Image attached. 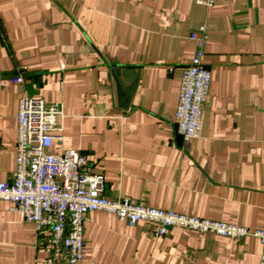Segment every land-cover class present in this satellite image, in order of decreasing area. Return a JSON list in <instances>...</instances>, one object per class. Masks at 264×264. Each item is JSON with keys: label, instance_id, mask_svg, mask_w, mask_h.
Here are the masks:
<instances>
[{"label": "crops", "instance_id": "1", "mask_svg": "<svg viewBox=\"0 0 264 264\" xmlns=\"http://www.w3.org/2000/svg\"><path fill=\"white\" fill-rule=\"evenodd\" d=\"M207 1L0 0V182L16 169L20 98L40 96L66 115L52 152L84 153L110 199L263 230L264 0ZM202 25L211 83L200 136L185 145L174 113ZM117 66L136 75L127 107ZM10 206L0 202V264H66ZM154 230L92 211L80 264H258L263 251L253 235Z\"/></svg>", "mask_w": 264, "mask_h": 264}, {"label": "built area", "instance_id": "2", "mask_svg": "<svg viewBox=\"0 0 264 264\" xmlns=\"http://www.w3.org/2000/svg\"><path fill=\"white\" fill-rule=\"evenodd\" d=\"M208 3L207 0H200ZM207 25L191 32L196 49L183 67L174 122L185 145L200 136L211 83V70L203 60ZM22 81V76L15 78ZM64 106L48 103L43 97L23 95L17 113L18 139L16 169L11 180L0 182V202L35 224L37 235L46 237L52 259L80 264L84 256V222L95 210L116 214L130 226L145 221L155 225V236H165L174 226L243 238L259 237L263 251L258 264H264V229L247 227L182 214L140 203L131 198L110 199L104 173L95 172L89 158L79 149L54 153V141L63 139Z\"/></svg>", "mask_w": 264, "mask_h": 264}, {"label": "water", "instance_id": "3", "mask_svg": "<svg viewBox=\"0 0 264 264\" xmlns=\"http://www.w3.org/2000/svg\"><path fill=\"white\" fill-rule=\"evenodd\" d=\"M112 73L115 80L117 92L120 97L124 98L122 102L127 107L135 86L136 75L134 73V70L132 68H122L117 66L113 68ZM125 82L130 83L128 85V88L125 87Z\"/></svg>", "mask_w": 264, "mask_h": 264}]
</instances>
